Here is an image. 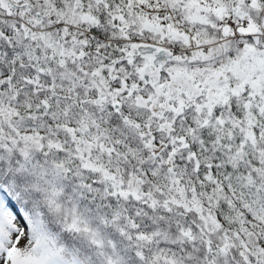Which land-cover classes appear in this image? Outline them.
<instances>
[{
	"label": "snow or ice",
	"instance_id": "obj_1",
	"mask_svg": "<svg viewBox=\"0 0 264 264\" xmlns=\"http://www.w3.org/2000/svg\"><path fill=\"white\" fill-rule=\"evenodd\" d=\"M0 264H264V0H0Z\"/></svg>",
	"mask_w": 264,
	"mask_h": 264
}]
</instances>
